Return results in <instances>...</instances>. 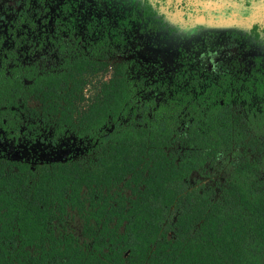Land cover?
I'll use <instances>...</instances> for the list:
<instances>
[{
	"label": "trees",
	"instance_id": "obj_1",
	"mask_svg": "<svg viewBox=\"0 0 264 264\" xmlns=\"http://www.w3.org/2000/svg\"><path fill=\"white\" fill-rule=\"evenodd\" d=\"M186 16L0 0V264H264V31Z\"/></svg>",
	"mask_w": 264,
	"mask_h": 264
},
{
	"label": "flooded vegetation",
	"instance_id": "obj_2",
	"mask_svg": "<svg viewBox=\"0 0 264 264\" xmlns=\"http://www.w3.org/2000/svg\"><path fill=\"white\" fill-rule=\"evenodd\" d=\"M181 3L188 19L185 29L196 35H222L238 31L250 32L252 29L264 31V0H174ZM159 35L154 36L158 38ZM144 38L147 43L142 47L132 45L136 52H142L143 58L160 63L170 56V47L161 44L152 45L149 41L153 36H138L134 40ZM152 50L154 58H147V52ZM133 51V52H135ZM168 63V62H167ZM173 65V62L170 64ZM48 159L47 155L45 156Z\"/></svg>",
	"mask_w": 264,
	"mask_h": 264
},
{
	"label": "rangeland",
	"instance_id": "obj_3",
	"mask_svg": "<svg viewBox=\"0 0 264 264\" xmlns=\"http://www.w3.org/2000/svg\"><path fill=\"white\" fill-rule=\"evenodd\" d=\"M134 41H135V42H133L134 46H137L138 48L142 47V45L147 43V40L144 39V38H139V39H136ZM152 55H153L152 54V50L147 52V58H150V57L154 58ZM98 78H104V76L103 77H98ZM67 155H68V150H65V149H61V150H59L57 152H50V153H47V157H48L47 161H51L52 162V161L63 160V159H65L67 157ZM20 158H23V156H21Z\"/></svg>",
	"mask_w": 264,
	"mask_h": 264
},
{
	"label": "snow or ice",
	"instance_id": "obj_4",
	"mask_svg": "<svg viewBox=\"0 0 264 264\" xmlns=\"http://www.w3.org/2000/svg\"><path fill=\"white\" fill-rule=\"evenodd\" d=\"M229 2H231V0H225V3H229Z\"/></svg>",
	"mask_w": 264,
	"mask_h": 264
}]
</instances>
